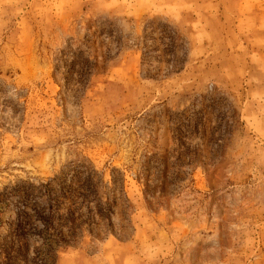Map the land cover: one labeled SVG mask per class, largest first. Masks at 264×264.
<instances>
[{
	"label": "rangeland",
	"instance_id": "rangeland-1",
	"mask_svg": "<svg viewBox=\"0 0 264 264\" xmlns=\"http://www.w3.org/2000/svg\"><path fill=\"white\" fill-rule=\"evenodd\" d=\"M90 168L109 219L46 256L41 184ZM21 210L37 264H264V0H0L13 249Z\"/></svg>",
	"mask_w": 264,
	"mask_h": 264
},
{
	"label": "trees",
	"instance_id": "trees-1",
	"mask_svg": "<svg viewBox=\"0 0 264 264\" xmlns=\"http://www.w3.org/2000/svg\"><path fill=\"white\" fill-rule=\"evenodd\" d=\"M86 174L84 180L79 181L80 185L76 190H72L70 185H65L63 181L60 183L57 191L51 187L49 188V183L41 184L42 187L48 188V191L52 194L51 201L49 200L50 202L47 207L38 210L37 217L41 222V228L35 230L34 233L43 239L42 245L45 247L44 253L46 256L53 258L58 249L66 247L77 235L83 232V226L91 233L95 227L100 225L98 222L81 220V214L74 216L75 210L80 209L83 204L87 205V203L92 201L96 202L97 215L102 220L108 221L109 219V210L102 207L98 200H95L96 182L93 181V178L97 176V173L93 168H90ZM78 197L82 199L81 203L75 202ZM91 198L94 199L90 200ZM66 200L70 201V207L72 206L73 211L68 210V213L65 215L59 214L58 210ZM86 207L88 208V206ZM91 211L92 209L89 208V212ZM22 214V210L17 213V223L13 233L15 242H17L16 249L8 245L6 237H1L0 239V264H37L35 257L28 260L25 256L28 246L26 225L29 224L30 217L26 216L24 218ZM22 218L26 220L24 221ZM100 227L104 228V226ZM107 229L105 227L104 231L106 232ZM64 230H66V233H64ZM35 250L37 251V249ZM43 262V264H47L46 260H43Z\"/></svg>",
	"mask_w": 264,
	"mask_h": 264
}]
</instances>
